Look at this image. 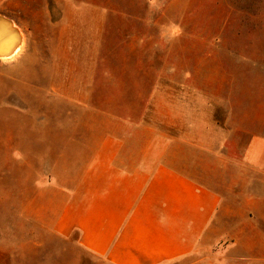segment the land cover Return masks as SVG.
<instances>
[{
    "label": "rangeland",
    "instance_id": "obj_1",
    "mask_svg": "<svg viewBox=\"0 0 264 264\" xmlns=\"http://www.w3.org/2000/svg\"><path fill=\"white\" fill-rule=\"evenodd\" d=\"M16 1L24 47L0 58V264H106L42 216L50 145L60 144L51 129L81 138L105 123L161 127L155 115L165 108L180 116L179 138L192 143L200 132L212 148L202 158L221 175L214 186L231 194L242 112L264 97V0ZM235 218L219 222V250Z\"/></svg>",
    "mask_w": 264,
    "mask_h": 264
},
{
    "label": "crops",
    "instance_id": "obj_2",
    "mask_svg": "<svg viewBox=\"0 0 264 264\" xmlns=\"http://www.w3.org/2000/svg\"><path fill=\"white\" fill-rule=\"evenodd\" d=\"M20 7L16 0H0L5 53L19 43L9 47L16 36L11 26L20 37ZM67 12L65 7V19ZM250 104L238 126L244 138L238 146L243 160L236 162L241 179L226 196L214 186L221 181L217 166L202 158L212 148L199 131L192 143L173 133L180 116L165 108L155 115L161 127L119 130L105 123L81 138L51 129L60 141L50 145V207L42 212L51 233L63 239L76 233L79 247L106 264H264V97ZM235 213L242 218L227 225L229 242L219 250V222Z\"/></svg>",
    "mask_w": 264,
    "mask_h": 264
},
{
    "label": "bare ground",
    "instance_id": "obj_3",
    "mask_svg": "<svg viewBox=\"0 0 264 264\" xmlns=\"http://www.w3.org/2000/svg\"><path fill=\"white\" fill-rule=\"evenodd\" d=\"M0 22H6L4 19H2V18H0ZM11 28L13 29V31H16L17 32V29H16V27L15 26H11ZM19 34H20V41H19V43L17 44V46L14 48V51L12 52V50L10 51V52H4V51H2L1 49H0V58L1 59H6L7 58V56H10V55H12V53H14L15 52V50L16 51H18L20 48H22V45H23V39H22V34L19 32Z\"/></svg>",
    "mask_w": 264,
    "mask_h": 264
},
{
    "label": "water",
    "instance_id": "obj_4",
    "mask_svg": "<svg viewBox=\"0 0 264 264\" xmlns=\"http://www.w3.org/2000/svg\"><path fill=\"white\" fill-rule=\"evenodd\" d=\"M8 29H10V28H8ZM9 31H13V30H9ZM10 34H13L12 32H7V37H8V35H10ZM15 34H16V36H15V40H12L11 41V44L9 45V47H11V46H14L13 44L16 42V43H18L19 41H20V38L21 37H19V35L15 32ZM6 39V38H5ZM5 42V41H4Z\"/></svg>",
    "mask_w": 264,
    "mask_h": 264
},
{
    "label": "clouds",
    "instance_id": "obj_5",
    "mask_svg": "<svg viewBox=\"0 0 264 264\" xmlns=\"http://www.w3.org/2000/svg\"><path fill=\"white\" fill-rule=\"evenodd\" d=\"M151 2L154 4V3H155V0H151ZM179 31H180L179 26H178V25L175 26V27H174V34H178Z\"/></svg>",
    "mask_w": 264,
    "mask_h": 264
}]
</instances>
